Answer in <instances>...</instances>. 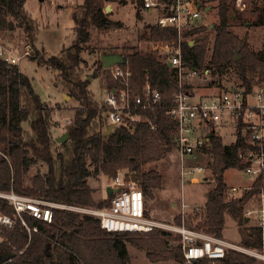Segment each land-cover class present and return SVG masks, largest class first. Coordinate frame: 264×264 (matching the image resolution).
<instances>
[{"label":"trees","instance_id":"trees-1","mask_svg":"<svg viewBox=\"0 0 264 264\" xmlns=\"http://www.w3.org/2000/svg\"><path fill=\"white\" fill-rule=\"evenodd\" d=\"M103 1L84 0L72 13L75 39L58 56L46 57L41 51L32 57L56 74V82L79 103L65 128L68 134L65 143L58 144L50 135L53 108L39 99L29 79L17 66L0 60V192L11 191L19 196L70 207L101 209L109 206L115 194L95 202L87 184L91 177L104 176L113 180L119 170L132 172L134 169L136 184L144 198L151 197V191L160 187L161 176L154 171L142 172L141 167L161 160L168 150H175L176 125L165 114L172 106V95L178 91L175 73L152 51L131 48L121 53L126 59L124 66L131 72L133 92L140 94L148 83L159 92L161 102L154 112L142 113L143 121L132 127L114 128L104 137L108 126L107 108L94 100L88 80L82 78L85 62L81 57L92 29L108 31L121 27L119 22L108 19ZM140 3L136 0L138 19H141ZM23 5V0H0V32L21 28L30 47L35 49L37 27ZM217 15L218 23L211 30H195L198 35L194 45L183 43L186 66L198 72L212 69L218 76L233 67L238 74L239 87L250 91L264 85V52L250 48L247 34L239 37L230 30L232 17L228 14V0H218ZM254 25H264V9ZM143 37L150 42L171 41L176 39V33L146 25ZM115 53L110 51L104 55ZM235 56L239 58L237 61ZM96 65L107 75V88H111L114 82L103 69L102 62L98 60ZM25 123L27 130L22 127ZM240 131L241 126H238L233 142L224 145L222 137L211 126L205 153L211 157L214 187L206 194L200 218L187 219V227L221 238L226 216L238 221L239 225L247 224L242 216L244 205L259 194L264 184L258 178L243 196L229 200L225 197V173L230 169L239 170L237 152L245 147ZM42 167L46 168L45 173ZM0 213L7 217L14 215L13 209L6 204L0 205ZM145 215L148 216L146 208ZM11 220V228L0 225V264H128L126 242L149 250L147 257L152 260L151 252L157 250L183 264L179 237L174 238L177 245L171 246L170 233H108L90 216L58 209L53 210L51 223L26 213ZM193 220H198L195 225ZM175 224H180L179 217L175 218ZM240 235L243 247L260 249L259 229L247 228ZM6 255L12 257L6 260ZM223 264L261 263L230 251Z\"/></svg>","mask_w":264,"mask_h":264},{"label":"built area","instance_id":"built-area-1","mask_svg":"<svg viewBox=\"0 0 264 264\" xmlns=\"http://www.w3.org/2000/svg\"><path fill=\"white\" fill-rule=\"evenodd\" d=\"M140 12L146 16L148 25L165 30H173L176 39L160 41L152 48V53L160 56L174 73L178 91L172 95V106L165 110L176 125L175 151L179 157L180 184H197L204 179L207 169L192 164L197 157L206 155L208 134L211 126H231L233 132L241 126V137L245 147L237 152L239 171L253 182L261 178L264 184V85L247 91L244 87L228 90L219 95L193 100L186 89L184 80L198 75V71L189 69L184 60L182 45L198 34L195 30L206 27L203 18L212 11L207 0H140ZM136 5V0L135 3ZM236 8H246L243 0H235ZM207 10V11H206ZM30 47L26 46L21 54L4 40L0 33V60L17 66L29 57ZM209 70L203 71L205 74ZM114 84L107 88L103 104L107 108V123L114 128L132 127L143 121L142 113L154 112L160 105L161 96L146 83L140 94H135L130 85L131 72L124 65L107 69ZM154 130V126L151 125ZM211 173V170H210ZM118 189L110 200L109 206L87 213L95 216L100 228L108 233L150 234L156 231H170L177 234L183 256V264H223L230 251L238 252L264 261V188L260 189L258 198L261 204L257 217L261 246L259 250L248 249L231 244L222 238L198 230L187 229L184 217L181 224L170 226L160 221L149 219L145 215V198L138 185L126 180L120 172L110 185ZM249 187H230L231 198H239L250 191ZM17 215L26 213L34 219L51 223L54 209L84 211L75 207L46 202L19 196L13 192L0 194ZM188 205L183 194L179 208L185 215ZM202 208L193 207L192 213H201ZM252 212L248 211L245 216ZM21 216V215H20ZM22 225L25 223L22 221ZM0 224L12 227L10 218L0 216Z\"/></svg>","mask_w":264,"mask_h":264},{"label":"rangeland","instance_id":"rangeland-1","mask_svg":"<svg viewBox=\"0 0 264 264\" xmlns=\"http://www.w3.org/2000/svg\"><path fill=\"white\" fill-rule=\"evenodd\" d=\"M23 1L24 9L28 13V16L35 22L37 27L35 49L30 47L26 35L21 28H15L13 31H1L0 33L4 40L16 49L17 54H21L26 46L31 48L29 57L23 59L17 67L19 72L29 79L32 89L39 99L49 108H53L54 111L49 124L50 135L53 139H57L66 132L65 128L69 125L74 114L73 110L79 106V103L75 98L68 95L61 85L56 82V74L46 66L39 65L32 57L36 52L39 53L41 51H43V55L46 57L58 56L62 50L68 48L72 44L75 39L72 13L83 4L84 0ZM243 2L245 3L246 8L243 11H239L236 8L235 0H228V14L232 17L229 20V28L239 37H243L245 33L247 35L249 34L252 37V40H254L252 45H249L251 46L250 48L254 51L263 50L262 52H264V25H254L257 21L258 15L264 9V0H243ZM134 3L135 0H104V13L108 14V19L110 21L119 22L121 27L119 29L108 31L92 29L90 32V41L81 53V57L85 62L82 65V78L88 80V89L94 100L100 105L103 104L108 87L106 80L107 75L97 69L98 67L96 63L100 60V56L110 51L121 55V53L131 48H136L143 52H151L152 48L155 47V44L157 43L147 41L143 37L144 27L149 24L147 19L150 18H147L140 12L141 19H138L136 17L138 8ZM207 3L212 11H210V14L207 17L203 18L206 23V27L203 28L211 30L213 26L218 23V0H207ZM245 24H249L248 29H245ZM209 39L211 42V48L213 40L212 33L209 35ZM195 41L196 37H191L187 42L192 46L195 44ZM156 56L158 57L159 55L156 54ZM203 71H199L198 75L193 78L184 80L187 86L186 89L194 97V99L191 100L193 102L199 101L205 97L219 95L222 92L236 89L240 86L238 74L233 67L228 69L222 76L213 73L212 69H210L207 74ZM22 127L27 130L26 123L23 124ZM215 132L222 137L225 144H231L234 140L231 126L224 127L218 125L215 128ZM192 164L207 169L204 179L197 184H180L179 157L174 149L168 150L161 160L147 163L141 167L142 172L154 171L162 178L160 187L151 191V197H145V208L149 219L160 221L170 226H177V224H175V218L179 217L181 224V217L182 219L184 217L185 228L191 229L186 225L187 219L200 218L199 214L201 213H192V211L193 207L203 208L206 201V194L214 187V180L210 173L211 157L207 154L197 157ZM42 172H46L45 167H42ZM119 172L130 179L131 171L123 169L119 170L117 174ZM225 180L227 184L225 197L228 200L233 199L228 192L230 187H249L253 183V179L247 177L237 169L226 171ZM87 184L89 188L92 189L93 197L98 203L107 199L106 188L112 184V180L104 176H98L95 178L91 177L87 179ZM2 193L7 192H0V194ZM181 194H183L185 203L189 206L185 211V215H182L179 208ZM258 195L259 194L244 205L242 216L247 218V224L239 225L238 221L230 216H226L225 226L222 230L221 236L223 240L235 244L236 246L243 247L241 244V231L252 227H255L256 229L259 228L257 213L261 204ZM2 204L10 206L5 200L0 198V205ZM78 209H83L84 211L72 212H76L80 215H87L98 220L92 214L87 213L88 211H94L97 208ZM248 211L252 213L249 216H245V213ZM20 215H17L14 212V215L12 217L8 216V218H10V220L13 217L20 218ZM0 216L5 215L0 213ZM197 221L193 220L192 224L195 225ZM11 222L13 224L12 220ZM1 226L9 228L4 225ZM156 232L172 234L170 245H177L176 240H174L177 236L176 233L163 230ZM125 246L128 253V264H180L176 258L166 257L165 254H161L157 250L151 252L153 261L151 258L147 257L149 250L141 248L134 242H126ZM248 249L256 250L254 248ZM160 254L161 256H159ZM251 258L264 264V261L254 257ZM75 264L77 263L75 262Z\"/></svg>","mask_w":264,"mask_h":264},{"label":"water","instance_id":"water-1","mask_svg":"<svg viewBox=\"0 0 264 264\" xmlns=\"http://www.w3.org/2000/svg\"><path fill=\"white\" fill-rule=\"evenodd\" d=\"M207 11V10H206ZM239 58L237 56H235V60L237 61ZM100 61L102 62L103 65V69L107 70L112 66H116V65H124L126 63V59L120 55V54H106V55H101L100 56ZM114 129L113 125H108L106 127V130L104 132V137H106L112 130ZM68 139V134L67 132H65L61 137L57 138L55 141L58 144H62L65 143ZM130 181L133 183H137L136 179H135V173H134V169L131 172V177H130ZM118 189H113L110 186L107 187L106 189V195L107 197L110 196L111 194L117 193ZM247 221V219L245 220V222ZM12 255H6V260H8L9 258H11Z\"/></svg>","mask_w":264,"mask_h":264},{"label":"crops","instance_id":"crops-1","mask_svg":"<svg viewBox=\"0 0 264 264\" xmlns=\"http://www.w3.org/2000/svg\"><path fill=\"white\" fill-rule=\"evenodd\" d=\"M248 25H249V24H245V29H248V28H249ZM247 32H248V30H247ZM245 34H246V33H245ZM248 35H249V34H248ZM248 35H247L248 44H249V45H252V43H253L254 40H252V37H251L250 35H249V37H248ZM250 47H251V46H250ZM259 51H263V50H259ZM193 99H194V97H193ZM222 126H223V125H222ZM224 127H225V126H224ZM218 135H219V134H218ZM233 136H234V132H233ZM222 140H223V139H222ZM223 144H224V145H229V144H225L224 142H223ZM253 183H254V182H253ZM253 183H252V184H253ZM252 184H251V185H252ZM232 187H233V186H232ZM244 187H245V186H244ZM106 189H107V188H106ZM91 190H92V189H91ZM106 196H107V195H106ZM92 198H93V200H94L95 202H97V200L94 199L93 194H92ZM246 219H247V218H246ZM247 221H248V220H247ZM247 221H246V222H247ZM221 238H222V237H221Z\"/></svg>","mask_w":264,"mask_h":264}]
</instances>
